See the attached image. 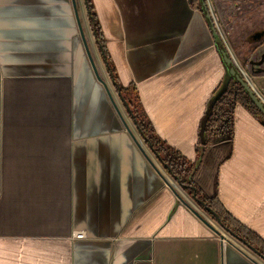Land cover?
<instances>
[{
    "label": "crops",
    "instance_id": "0c3cea01",
    "mask_svg": "<svg viewBox=\"0 0 264 264\" xmlns=\"http://www.w3.org/2000/svg\"><path fill=\"white\" fill-rule=\"evenodd\" d=\"M75 4L84 40L72 0H0V264H264L169 175L108 72L133 90L151 135L197 163L201 122L227 77L203 10L194 0ZM239 55L262 91L264 40ZM195 181L264 252V125L245 107Z\"/></svg>",
    "mask_w": 264,
    "mask_h": 264
},
{
    "label": "trees",
    "instance_id": "16d2710c",
    "mask_svg": "<svg viewBox=\"0 0 264 264\" xmlns=\"http://www.w3.org/2000/svg\"><path fill=\"white\" fill-rule=\"evenodd\" d=\"M194 1H196L198 6L202 9L200 0ZM90 15L93 32L95 33L97 43L100 46L101 52L104 54V58L108 65L107 56L105 55L104 42L101 40L100 34L97 30L98 26L95 23L94 16L92 14ZM108 72L114 85L119 91H121L122 88L114 77L109 65ZM131 104L132 105L125 103V106L127 107L129 115L141 138L144 140L150 150L158 157L161 164L164 165L167 172L175 180V182L180 187H182V189L189 196H191L197 204L202 202L203 205L198 204L200 209L210 216L211 219L217 222L216 218L207 211V208L215 212V214H217L218 218L220 219V225L224 230H230L235 236L243 239L248 245L255 248L253 236L250 233L245 232L241 226L235 225L227 216V214L221 209L217 201V197H209L206 195L205 192L198 187L195 181L201 160L205 156L206 150L217 142L225 140L231 141L233 139L234 115L238 105L245 107L249 113H251L257 120H259V122L264 125V115H262L253 104L243 86L233 79L228 74L227 70V77L209 101L199 128V149L197 163L188 162L180 153L167 147L156 137L152 136V131L148 123L138 115L136 106L133 103ZM132 106H134L136 113L131 111ZM194 195L195 198H193ZM259 253L264 256L263 251H259Z\"/></svg>",
    "mask_w": 264,
    "mask_h": 264
},
{
    "label": "rangeland",
    "instance_id": "374dc122",
    "mask_svg": "<svg viewBox=\"0 0 264 264\" xmlns=\"http://www.w3.org/2000/svg\"><path fill=\"white\" fill-rule=\"evenodd\" d=\"M213 13L215 18L219 24V28L223 37L227 41L228 49L231 51L232 55L237 57H242L241 55L248 54L250 49L255 48L259 45V42H255L251 46H243L242 43V36L247 33H251L255 29L264 28V3L262 2H251V3H240V4H222L220 7H217L212 4ZM251 41V39H249ZM262 42V41H261ZM226 46V47H227ZM256 58L255 60H257ZM238 60V59H237ZM239 65L240 63L237 62ZM254 65L257 62L253 63ZM241 66V65H240ZM244 67V66H242ZM259 68L257 69V71ZM264 75V69L260 68L258 71ZM264 82V80H262ZM264 86V83H263ZM255 88V86L253 85ZM257 93L262 97L264 101V88L263 90H258L255 88ZM259 91V92H258ZM131 92L133 90H125L124 88L121 89L120 99L124 103L131 104ZM127 100V102H125ZM129 101V102H128ZM135 101V100H134ZM131 111L136 113L134 106L131 107ZM206 217L214 223L210 216H208L204 211L201 210ZM222 233V232H221Z\"/></svg>",
    "mask_w": 264,
    "mask_h": 264
},
{
    "label": "water",
    "instance_id": "95a60500",
    "mask_svg": "<svg viewBox=\"0 0 264 264\" xmlns=\"http://www.w3.org/2000/svg\"><path fill=\"white\" fill-rule=\"evenodd\" d=\"M73 1V6H74V10H75V15L77 18V23L79 26V30H80V34L84 40V33L81 27V22L79 20V15H78V11H77V7L75 4V0ZM201 6H202V10L203 13L205 15V18L207 19V22L214 34V38L217 44V48L218 51L221 55L222 61L226 67V69L228 70V74L235 79L239 84H241L243 86V88L246 90L248 96L250 97V99L252 100L253 104L256 106V108L261 112L262 115H264V101L263 99L259 96V94L256 92V90L252 87V85L249 83V81L247 80V78L243 75V73L241 72V70L237 67V65L235 64L233 57L231 56L228 48L225 45V42L223 41L221 35L219 34V32L217 31V29L215 28L213 19H212V15L211 12L209 10L208 4H207V0H200ZM264 36V33H257L253 36V41L257 42L260 41ZM96 72V71H95ZM97 74V73H96ZM97 78L101 81V79L98 77ZM193 198H195V195L193 196ZM199 205H203L202 202L198 203ZM194 212V214L203 222L205 223L213 232L219 234V232L212 226L209 224V222H207L201 215H199L196 211L192 210ZM207 211L210 212L217 220V223L220 224V219L218 218L217 214H215V212H213L211 209L207 208ZM230 235H232L233 237H235L238 241H240L241 243L245 244L248 248H250L253 252H255L256 254H258L259 256H261L264 259V256L261 255L255 248L251 247L250 245H248L243 239L235 236L230 230H226Z\"/></svg>",
    "mask_w": 264,
    "mask_h": 264
},
{
    "label": "built area",
    "instance_id": "2783aa9c",
    "mask_svg": "<svg viewBox=\"0 0 264 264\" xmlns=\"http://www.w3.org/2000/svg\"><path fill=\"white\" fill-rule=\"evenodd\" d=\"M207 4H208V7H209V10H210V12H211V15H212V19H213V22H214V25H215V28L217 29V31L219 32V34L221 35V30H220V28H219V24H218V22H217V20H216V18H215V15H214V13H213V10H212V2H211V0H207ZM222 37V36H221ZM229 50V49H228ZM230 52V51H229ZM230 54H231V56H232V53L230 52ZM242 73H243V75L247 78V80L249 81V83L252 85V87H253V83H252V80L247 76V74H245V72H243V71H241ZM254 88V87H253ZM255 89V88H254ZM74 238L76 239V240H84V239H86V236H85V234H83V233H76L75 235H74Z\"/></svg>",
    "mask_w": 264,
    "mask_h": 264
},
{
    "label": "flooded vegetation",
    "instance_id": "af4514ba",
    "mask_svg": "<svg viewBox=\"0 0 264 264\" xmlns=\"http://www.w3.org/2000/svg\"><path fill=\"white\" fill-rule=\"evenodd\" d=\"M257 33H264V28L261 29V30H259V31H257V32H255V34H257ZM255 34H252V35H251V39H253V36H254ZM263 40H264V36H263V38H262L260 41H258V42L260 43V42L263 41ZM253 43H255V41H253Z\"/></svg>",
    "mask_w": 264,
    "mask_h": 264
}]
</instances>
